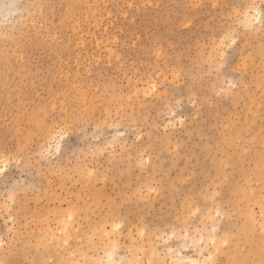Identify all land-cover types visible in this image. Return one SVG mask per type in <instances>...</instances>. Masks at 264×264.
<instances>
[{"label": "rangeland", "instance_id": "obj_1", "mask_svg": "<svg viewBox=\"0 0 264 264\" xmlns=\"http://www.w3.org/2000/svg\"><path fill=\"white\" fill-rule=\"evenodd\" d=\"M258 13L264 0H0V261L262 264Z\"/></svg>", "mask_w": 264, "mask_h": 264}, {"label": "snow or ice", "instance_id": "obj_2", "mask_svg": "<svg viewBox=\"0 0 264 264\" xmlns=\"http://www.w3.org/2000/svg\"><path fill=\"white\" fill-rule=\"evenodd\" d=\"M6 7H15L14 4L6 5ZM256 19H259L260 23L264 25V13H258L257 17L254 18V22ZM254 22L246 24L245 27L248 29H252L254 27ZM241 36L238 33L232 32V33H226L224 40L221 42L220 51H219V57H220V63L217 66V72H222L223 69H225L228 66V52L226 49L232 48L233 46L237 45L240 41ZM231 87H234L232 85ZM231 87L228 90H225V94H228L231 91ZM179 104V101L177 102ZM171 115H175V111H171ZM73 125H68L67 128H61L57 132V135L60 137V141H65L66 137H69L72 133ZM61 145L60 143H57V152L60 151ZM8 160H11L12 157H8ZM17 164L20 163L19 160L16 161ZM6 163L0 162V176H3L6 172ZM220 213H217V216H219ZM119 227V225H117ZM213 232H215V229H213ZM203 239V238H202ZM169 251H172V249H169ZM200 251L203 252V247L200 248ZM177 256H179V253H177ZM0 264H3L2 261H0ZM177 264H214L213 257L211 255H207L206 258L201 262L198 260H188L184 261L182 259L177 260ZM264 264V262H262Z\"/></svg>", "mask_w": 264, "mask_h": 264}, {"label": "bare ground", "instance_id": "obj_3", "mask_svg": "<svg viewBox=\"0 0 264 264\" xmlns=\"http://www.w3.org/2000/svg\"><path fill=\"white\" fill-rule=\"evenodd\" d=\"M213 229H214V227H213ZM211 239V241L214 243V239H215V237H212V238H210ZM200 241L201 240H203V239H199ZM204 241V240H203ZM202 243V242H201ZM173 253H174V250H173ZM177 253H179V256H177ZM172 256V255H171ZM105 257H107V261L109 260L110 262L112 261V262H114L115 261V259H114V251L113 250H109V251H106L105 252ZM174 259H175V261L173 262V263H175V264H177V260L178 259H182V260H184V261H188V260H198V261H200L199 259H195V258H186V257H183V255L181 254V252H176V255H175V257H173ZM173 259V260H174ZM171 260H172V258H171ZM136 264H138V263H136Z\"/></svg>", "mask_w": 264, "mask_h": 264}]
</instances>
